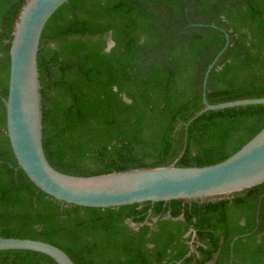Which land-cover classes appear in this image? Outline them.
Segmentation results:
<instances>
[{
    "label": "trees",
    "instance_id": "16d2710c",
    "mask_svg": "<svg viewBox=\"0 0 264 264\" xmlns=\"http://www.w3.org/2000/svg\"><path fill=\"white\" fill-rule=\"evenodd\" d=\"M27 1L0 0V237L50 243L75 264H264V183L98 209L58 202L28 179L3 101ZM222 51L207 102L264 98V0H69L38 53L48 161L74 176L225 161L264 128V104L201 113ZM0 264L57 263L10 250Z\"/></svg>",
    "mask_w": 264,
    "mask_h": 264
},
{
    "label": "water",
    "instance_id": "95a60500",
    "mask_svg": "<svg viewBox=\"0 0 264 264\" xmlns=\"http://www.w3.org/2000/svg\"><path fill=\"white\" fill-rule=\"evenodd\" d=\"M68 1L28 0L15 24L9 52L8 96L3 98L7 136L19 168L40 191L64 204L107 209L231 196L264 183V128L239 151L215 165L178 167L175 162L165 167L94 176H74L56 170L48 161L43 145L38 53L47 23ZM226 38L225 49L229 43L227 35ZM112 45L113 42L109 48ZM223 51L205 73V109L201 113L264 104V98L217 105L207 102L208 77ZM10 250L37 252L52 258L57 264H75L65 251L50 243L0 237V251Z\"/></svg>",
    "mask_w": 264,
    "mask_h": 264
}]
</instances>
